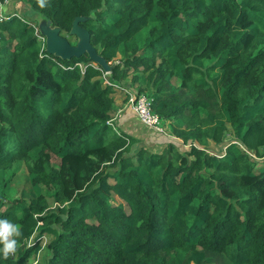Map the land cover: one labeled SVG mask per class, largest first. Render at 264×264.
Returning a JSON list of instances; mask_svg holds the SVG:
<instances>
[{"label":"trees","instance_id":"trees-1","mask_svg":"<svg viewBox=\"0 0 264 264\" xmlns=\"http://www.w3.org/2000/svg\"><path fill=\"white\" fill-rule=\"evenodd\" d=\"M14 1L61 34L93 13L92 45L120 56L109 79L153 97L175 136L161 140L186 148L119 131L86 54H48L24 10L0 21V219L22 230L0 264H24L43 239L44 264H264V0ZM228 124L234 140L210 153Z\"/></svg>","mask_w":264,"mask_h":264},{"label":"water","instance_id":"water-1","mask_svg":"<svg viewBox=\"0 0 264 264\" xmlns=\"http://www.w3.org/2000/svg\"><path fill=\"white\" fill-rule=\"evenodd\" d=\"M24 17L36 25L40 36L44 38L45 50L48 54L62 60H71L86 54L90 61L98 65L105 73H110L116 61L107 62L90 40V32L81 25L95 18L93 13L78 15L73 18L69 35L74 36L76 41L72 44L61 34V28L53 24L52 20L43 12L29 6L23 11Z\"/></svg>","mask_w":264,"mask_h":264},{"label":"rangeland","instance_id":"rangeland-1","mask_svg":"<svg viewBox=\"0 0 264 264\" xmlns=\"http://www.w3.org/2000/svg\"><path fill=\"white\" fill-rule=\"evenodd\" d=\"M8 11L11 12H18L19 14H21V12L25 9H23V4L22 3H17L14 0H10L9 5L7 6ZM63 36H65L72 44L75 43L76 39L74 36H71L69 34H62ZM39 39H42L39 37ZM120 60V56L116 57V59L114 61H119ZM127 80H130V78L128 77ZM173 83L175 85L179 84V80L176 78H173ZM128 86V85H127ZM135 89H136V85H135ZM120 95H124L122 92H117L114 90V99H118V97ZM170 126V122L167 121V127L168 129ZM168 131V130H167ZM169 134V132L167 133ZM152 136H157L155 134H153ZM234 140V134L233 131L231 129V126L228 124L226 130L223 133L222 136V141L220 143H215L214 141H210L208 146L206 147V149L212 153V154H220L223 149L225 148V146ZM171 141L169 140H164V142L159 143V148L154 149L158 152L162 151L165 146L167 145V143H170ZM174 143V145H176L177 148L179 149H185L186 147H183V145L181 144V142H171ZM257 166H262L264 165V156L263 157H256L255 158ZM56 162V161H54ZM15 175L10 183V188H9V193L8 195L11 198H14L16 196H18L21 192V189L24 187L25 183H26V176H27V170L26 167L20 163L17 164L16 168H15ZM10 200L6 201V204L8 205ZM113 202L115 203H120L122 202L119 198L117 197H113ZM32 240V238L30 239V241ZM44 240L46 241V239H43V249L41 251H39L37 254H33L31 255L28 260L24 263V264H44L45 263V258L47 256V245H45Z\"/></svg>","mask_w":264,"mask_h":264},{"label":"built area","instance_id":"built-area-1","mask_svg":"<svg viewBox=\"0 0 264 264\" xmlns=\"http://www.w3.org/2000/svg\"><path fill=\"white\" fill-rule=\"evenodd\" d=\"M9 3L10 0H0V21L8 19L12 15L20 16L18 12H11L8 11V9L6 10ZM35 29L38 37L44 40V38L39 35L36 25H35ZM76 65H78L82 71L86 67V65L82 63H76ZM90 65L98 68L102 72L100 77L102 78V82L104 85L111 86L113 90L117 92H122L124 94L126 104L130 106L132 110L136 113L142 124L152 128L153 130H155L160 134L165 135L168 133L167 122H164L162 118L159 116V114L153 110L152 107L154 100L153 97H151L149 94L145 92L139 93L135 88H131L130 86H127L126 83L111 81L109 79V73H105L94 62L90 63ZM67 68H72V66H67ZM112 121L113 118L109 122Z\"/></svg>","mask_w":264,"mask_h":264},{"label":"crops","instance_id":"crops-1","mask_svg":"<svg viewBox=\"0 0 264 264\" xmlns=\"http://www.w3.org/2000/svg\"><path fill=\"white\" fill-rule=\"evenodd\" d=\"M127 85L130 86L129 80H127ZM131 88H135V85ZM115 107L112 121L114 126L119 131L137 138L140 144L148 149L158 152L154 149L159 148V143L164 142V140H161L162 135L140 122L136 113L126 104L124 95H120L118 99H115ZM168 132L169 134H165L164 136L175 137L171 134L170 129H168ZM153 134L157 136H152Z\"/></svg>","mask_w":264,"mask_h":264},{"label":"clouds","instance_id":"clouds-1","mask_svg":"<svg viewBox=\"0 0 264 264\" xmlns=\"http://www.w3.org/2000/svg\"><path fill=\"white\" fill-rule=\"evenodd\" d=\"M41 7L44 0H39ZM22 235L21 226L9 219H0V256L5 260L15 254L18 247V239Z\"/></svg>","mask_w":264,"mask_h":264}]
</instances>
